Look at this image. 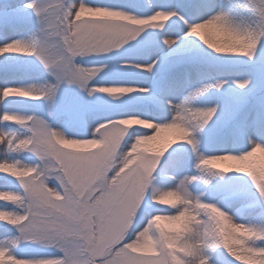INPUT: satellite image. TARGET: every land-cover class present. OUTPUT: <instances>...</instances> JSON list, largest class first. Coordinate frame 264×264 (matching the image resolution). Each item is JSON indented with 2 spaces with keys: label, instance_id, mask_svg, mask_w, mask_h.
<instances>
[{
  "label": "clouds",
  "instance_id": "9594fccd",
  "mask_svg": "<svg viewBox=\"0 0 264 264\" xmlns=\"http://www.w3.org/2000/svg\"><path fill=\"white\" fill-rule=\"evenodd\" d=\"M71 3L77 4L74 0ZM256 3L264 7V0H256ZM253 7V0H235L236 11L232 14V22L239 28L240 37L222 35L213 41L219 47L237 50L232 53L234 55H252L257 42L248 38L246 30L258 31L264 28V23L257 28L256 19H253ZM172 16L170 12L158 10L146 18H141L122 11L114 19L131 30L144 27L162 30L166 29ZM208 20H211V16ZM201 24L204 26L206 43L207 34L212 29L207 26L208 21H201ZM106 94L114 99L126 95ZM5 119L21 125V130L13 132L12 136L18 148L16 153L27 152L33 154L37 160L31 164L19 160L9 164L0 163V174L19 183V190L0 189V226L9 230L4 234L5 239L0 240V244H3L0 254L13 258L5 259L3 264H17L14 258L15 248L24 247L25 243L23 239L16 246L7 242L19 237L18 228L27 226H33L36 236L43 233L49 238L43 242L34 239L32 245L43 243L44 248H51L56 253L51 257L59 258L62 264H153L157 256L165 254L176 242L175 237L165 233L160 227L161 221L175 223L181 219L180 212L176 211V204L166 206L173 198L177 199L176 185L157 186L154 177L138 200L135 196L129 199L130 193L138 192V186L146 172L151 169L152 162H157L158 166V161L172 147L173 141L161 144L157 139L158 133L175 134L172 125L145 119L143 121L151 127L142 124L128 126V121L140 120L138 116L129 115L98 125L91 138H77L52 127L47 135L43 132L37 134L32 131L27 120H18L15 116H6ZM113 137L119 142L113 143ZM72 142H91L99 147L90 152H76L67 147ZM9 143L11 141L0 140V146L6 153ZM147 147L152 150H146ZM33 149L43 159L35 155ZM257 153L264 154V142L256 143L239 156L232 157L239 162L240 168L246 170L234 169L230 173L247 177L264 198V163L259 161ZM217 159L223 157H206L209 161ZM9 167L18 174L13 175L6 171ZM210 170L214 173L222 172L220 169ZM189 192L192 199L181 200L180 203L185 207L180 211L194 221V232L201 230L199 225L203 221L208 226L206 234L209 242L215 241L224 251L230 254L235 252L237 257L264 255V252L256 251L252 247L264 245V236L252 231L249 223L237 222L234 215L226 210V206L197 203L195 198L202 197L203 193L194 194L190 187ZM113 193L116 195L112 196ZM105 198H109L110 203L106 207L98 206L97 201ZM121 213L131 223L122 233L127 243L117 248L111 240L110 225ZM141 218L140 226L133 231L136 222ZM49 241L54 242L53 246H47ZM57 248H63L64 254L58 255ZM153 248L158 249V254H147ZM260 264H264V261H260Z\"/></svg>",
  "mask_w": 264,
  "mask_h": 264
},
{
  "label": "snow or ice",
  "instance_id": "6c2138e0",
  "mask_svg": "<svg viewBox=\"0 0 264 264\" xmlns=\"http://www.w3.org/2000/svg\"><path fill=\"white\" fill-rule=\"evenodd\" d=\"M254 7L253 14L256 17L257 28L261 23H264V7H260L253 0ZM192 19H185L177 10H168L183 23L187 31L185 38L190 40L193 45L192 49L183 47V41L179 38H168V31L173 25L168 24V30L162 29L160 32L149 31L155 30L152 28H140L131 30L128 26L120 24L115 21L114 17L118 16L122 10L100 5H91L85 3V0H80L76 5L71 3V0H48L47 3H40L39 0H29L21 7H14L9 5L6 8H0V26L15 30L25 19L34 15L39 29L36 34L31 36L28 40H15L3 46H0V55L5 53L25 54L35 56L40 63L48 70L54 77V82H47L40 86H9L0 88V101L9 97H29L33 100H40L41 98L51 102L57 94L61 84L75 85L83 92L92 96L95 92L100 93H134L142 92L147 94L146 99L155 101L162 109L167 105V110L173 115L169 121H154L152 118H140V120L150 119L155 123H168L175 129V134L169 140L173 141L171 151L163 161L159 160L158 164L162 165L161 171L170 169L174 173H181L189 168L192 157H195L196 171L178 180L175 191L177 192V200L192 199L189 186L195 181H202L207 188V193L212 197V201L206 202L201 197H196L197 203H216L218 206H227L228 202L233 199L248 200L251 198L255 205H258L261 212L264 213V198L257 192L252 182L249 184L248 180H241L235 176H228L231 171L228 167H218L219 162L234 161L232 157L239 156L242 152H230L228 154H213L215 156L223 157V159L206 160L205 155L200 151L201 138L207 135L209 138H217L227 142L228 139L235 135L236 129L241 120H247V114L241 115L237 110L225 117L223 112L216 124L207 131L206 128L209 121L217 114L219 104L213 107H198L194 103V99L207 92L209 89H220L222 82L217 81L213 84H204L202 87L193 91H189L187 95L179 102H173V97L176 96L181 86L180 73L182 69L175 63L179 54H193V49L204 52L205 50L196 43L195 39L199 37V41L207 46L218 55H234L237 50L219 47L211 38H207L205 43V35L203 32V25L201 21H208V27L217 33L229 35L232 37H240L239 28L232 22V8L222 6L220 10L211 16V20L203 19L205 10L209 7L206 4L198 2V0H185V3L179 6ZM88 9H102L105 10L101 14V18L84 16L85 10ZM149 15L140 16L146 18ZM200 18V19H197ZM249 39H254L256 42L264 39V28L260 30H246ZM160 36L165 38L161 41ZM137 41V49H145V55L151 62L145 60L142 63L133 64L131 61H123V66H131L135 69L137 74L153 73L158 79L155 82L156 91L152 92L150 88H140L137 85H108V86H90V81L100 73L102 67H87L77 63V58H81L93 53L108 54L112 51H119L125 46L129 50L132 49V42ZM167 46L170 49L169 56L160 60L152 59L154 56L153 47ZM211 55L210 53H205ZM253 55V54H252ZM250 55L249 57H251ZM159 63V67L157 64ZM106 67V66H105ZM203 71V70H201ZM250 83L249 80L237 82V86L241 89L245 88ZM15 93V94H13ZM70 119L77 116L82 117L83 111L65 113ZM6 116H15L18 120H27L28 124L32 126V131L37 134L43 132L47 135L51 127L49 123L38 116H22L17 113L4 112L0 114V122H12L5 119ZM136 116V115H133ZM123 119V118H119ZM115 120V119H114ZM112 119L107 120L101 124H107ZM260 136L259 141H251L249 143L254 145L256 143L264 142V112L258 118ZM15 124V123H14ZM17 126H21L16 124ZM13 132L0 130V140L11 141L8 144V152L13 153L18 150L16 141L12 139ZM55 135V133H53ZM123 135V133H120ZM113 143H118L116 137L112 138ZM176 147H173V146ZM189 149L191 155L189 154ZM33 153L39 156V152L33 149ZM43 159L42 156H39ZM203 162V163H201ZM3 164L14 163L5 159L0 161ZM210 166V167H209ZM151 169H154L153 172ZM151 169L148 170L142 178V183L139 184V190L136 193H130L129 199L133 196L138 200L139 195L143 193L145 188H148L155 173L158 170L157 162H152ZM210 169H220L222 172L214 173ZM227 174V175H226ZM176 179L175 176L171 177ZM238 181V183H237ZM255 188L256 192L252 191ZM258 193V196L256 195ZM115 196L116 193L111 194ZM220 196L221 199H215ZM110 203L109 198L103 201H97V205L106 207ZM185 206L179 203L176 211L180 212L181 217L185 216L183 211H180ZM191 219V218H190ZM141 220L136 222L133 231L140 226ZM131 223L124 213L116 217L110 225V236L112 243L116 244L117 248L122 247L127 243L122 233L128 228ZM249 227L257 235L264 236V224L255 225L249 224ZM201 229L195 232V238L189 237L187 239L175 238V243L183 252L178 255L174 251L168 250L165 254L159 255L155 258L153 264H244L243 259L236 256L235 252L231 254L224 251L215 242H209L208 226L203 221L199 225ZM19 237L10 242L11 245L16 246L23 239L25 248H31L34 239H39L41 242L48 240L46 234L40 233L38 236L33 232V226L18 228ZM119 238V242H117ZM131 239V237H128ZM54 242L49 241L47 246H53ZM38 248H44L43 243L37 245ZM256 251L264 252V245H253ZM3 248V244H0ZM218 250H222L218 253ZM65 250L57 248L58 255H63ZM229 257L234 259H229ZM19 264H62L59 258H52L47 255L39 254L38 252H28L25 256L14 257Z\"/></svg>",
  "mask_w": 264,
  "mask_h": 264
},
{
  "label": "rangeland",
  "instance_id": "374dc122",
  "mask_svg": "<svg viewBox=\"0 0 264 264\" xmlns=\"http://www.w3.org/2000/svg\"><path fill=\"white\" fill-rule=\"evenodd\" d=\"M29 2V0H0V8H6L9 5L14 7H21ZM40 3H47L48 0H39ZM79 3L80 0H74ZM203 4L208 5L205 14L202 17L207 19L213 14L217 13L222 6L232 8V14L235 13V0H198ZM85 3L91 5L109 6L122 11L129 12L137 16L150 15L155 11L177 10L185 19H192L179 6L185 3V0H85ZM105 10L102 9H88L85 10L84 16L101 18V14ZM248 13H246L247 15ZM200 19V18H197ZM253 19H256L253 16ZM169 25H173L172 29L168 31V38H179L183 41V47L192 49L193 45L190 40L185 38L187 31L186 26L181 23L177 17H173L169 21ZM255 27V24L252 25ZM39 29V24L34 15L25 19L15 30L7 29L0 26V46L15 40H28L31 36L36 34ZM165 30H168V26ZM160 32L161 30H149ZM223 34L216 33L212 38L216 39ZM212 36V35H211ZM160 36L159 40L164 39ZM209 38V37H208ZM196 43L200 45L205 51L200 52L193 49V54H179L175 63L182 69L181 85L185 84L186 90L193 91L202 87L204 84H213L217 81L222 82L220 89H209L194 99V103L198 107H213L219 104L217 114L209 121L206 128V133L217 122L221 112L227 117L234 111H239L241 115L247 114V120H241L235 135L228 139L227 142L217 138H209L207 135L201 138L200 151L205 155L213 154H228L230 152H243L248 150L252 144L250 139L259 141L258 135L259 115L264 112V39L257 42V47L251 57H243L237 55H218L211 49H207L202 41L197 38ZM137 41L132 42V49L129 50L127 46L119 51H112L108 54L93 53L87 56L77 58V63L87 67H102V71L98 73L92 81L90 86H108V85H137L140 88H150L152 92L156 91L155 82L158 79L153 73L137 74L135 69L131 66H123V61H131L133 64L142 63L145 60L151 62L145 55L147 48L137 49ZM154 56L158 62L169 56L170 49L167 46L153 47ZM210 53L211 55H206ZM106 66V67H105ZM159 67V63L157 64ZM203 70V71H201ZM249 80L250 83L243 89L237 86V82ZM47 82H54L53 75L44 68L40 61L35 56L25 54L5 53L0 55V88L9 86H40ZM15 94V93H13ZM147 94L142 92H134L126 94L118 99L108 96L106 93L95 92L92 96L80 90L75 85L61 84L54 99L49 102L44 98L40 100H33L29 97H9L0 101V114L4 112L17 113L22 116H38L45 119L50 127L53 129H60L68 135L77 138H91L93 130L100 124L107 120H114L124 118L129 115H136L141 118H152L154 121H163V116L159 112L158 104L146 99ZM187 95V94H186ZM83 111V116H77L70 119L65 113ZM128 126L133 125V120L127 122ZM151 127L150 124L144 125ZM0 130L7 132H15L20 129V126L12 122H0ZM172 136L168 134L158 133V142L163 144L169 141ZM67 147L76 152H90L99 147L98 144L91 142H72ZM173 147H176L175 145ZM146 150L151 151V147ZM171 151V149H169ZM168 153L165 154L161 161L165 159ZM259 161L264 163V154L257 153ZM8 159L9 161H21L25 164L36 162L37 158L30 153H6L0 146V161ZM237 161L231 163L219 162L218 167H228V171L239 170L245 171V168H240ZM162 165L158 164V170L155 173V181L157 186L166 187L165 179H170L172 172L170 169L161 171ZM6 171L17 175L13 168L9 167ZM195 157H192L189 168L184 170L183 176L195 172ZM182 176V178H183ZM228 176H235L241 180H248L247 177H241L239 174L229 173ZM238 183V181H237ZM190 190L194 194L203 193L202 200L206 202L212 201L207 193V188L202 181H195L190 186ZM0 189H14L19 190V183L12 178H5L0 174ZM256 192L255 188H252ZM258 196V193H256ZM215 199H221L217 196ZM177 204L169 201L168 207L172 204ZM237 222L262 225L264 224V213L258 205H255L251 198L248 200L233 199L228 202L226 206ZM188 216H182L179 222L170 223L161 221L160 227L170 236L187 239L189 237L195 238L194 221ZM240 231L239 229H237ZM9 231L3 226H0V240L5 239V232ZM241 234L244 233L241 231ZM12 250V249H10ZM178 255H181L183 250L178 247L176 243L169 248ZM222 250H218V253ZM28 252H38L42 255L50 256L56 254L51 248H38L32 245L31 248L16 247L15 254L18 257L25 256ZM147 254L157 255L158 249L153 248ZM244 264H260L264 261V255L255 256H241ZM5 259H13L5 257L0 254V264H3ZM229 259H234L229 257ZM17 264L19 262L17 261Z\"/></svg>",
  "mask_w": 264,
  "mask_h": 264
},
{
  "label": "bare ground",
  "instance_id": "6f19581e",
  "mask_svg": "<svg viewBox=\"0 0 264 264\" xmlns=\"http://www.w3.org/2000/svg\"><path fill=\"white\" fill-rule=\"evenodd\" d=\"M216 33L217 32H215L214 30H212V31H210L207 34V36L212 39V38H214L216 36ZM186 86L187 85H185V84H182L180 86V88H179L176 96L172 98L173 99V102H179L180 100H182L186 96V94H187L186 92L187 91L186 90L184 91V89H186ZM159 110H160L159 112H161V116H163V119H164L163 121H169V120H171V117H172L173 114L170 111L167 110V105H165V107L163 109L159 106ZM133 124H142V125H145V121H143V120H133ZM169 134L172 137L174 135L172 133H169ZM250 140L251 141H254V139H250ZM189 154L191 155L190 149H189ZM223 163H231V161H224ZM183 173H184V171L181 172V173H179V174H177V173L172 174L171 177L175 176L176 179H172L171 177H170V179H167V178H169V177H167L165 179V182L167 184L166 187L175 186L178 183V180L182 178ZM171 201L175 202L176 204H177V202H179V200H177L176 198H173ZM170 211H175V210H170ZM186 218H188V217H186Z\"/></svg>",
  "mask_w": 264,
  "mask_h": 264
}]
</instances>
